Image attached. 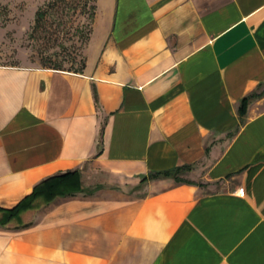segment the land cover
Returning a JSON list of instances; mask_svg holds the SVG:
<instances>
[{
	"label": "crops",
	"instance_id": "1",
	"mask_svg": "<svg viewBox=\"0 0 264 264\" xmlns=\"http://www.w3.org/2000/svg\"><path fill=\"white\" fill-rule=\"evenodd\" d=\"M94 4L80 71L0 65V207L79 177L0 264H264V0Z\"/></svg>",
	"mask_w": 264,
	"mask_h": 264
},
{
	"label": "rangeland",
	"instance_id": "2",
	"mask_svg": "<svg viewBox=\"0 0 264 264\" xmlns=\"http://www.w3.org/2000/svg\"><path fill=\"white\" fill-rule=\"evenodd\" d=\"M53 1L0 0V65L81 70L95 0Z\"/></svg>",
	"mask_w": 264,
	"mask_h": 264
},
{
	"label": "trees",
	"instance_id": "3",
	"mask_svg": "<svg viewBox=\"0 0 264 264\" xmlns=\"http://www.w3.org/2000/svg\"><path fill=\"white\" fill-rule=\"evenodd\" d=\"M53 3H55V0L53 2H50L49 4L51 5ZM93 7H95V4ZM42 15L43 13L41 12L38 13L36 17V21H39ZM83 66H84V62L82 64L81 69L83 68ZM42 67H48V66H42ZM49 68L62 69L58 66H53ZM258 96H259V93L253 92L250 95L243 97L240 101L239 108H238L239 114L243 115L245 113L249 100L252 98L258 97ZM181 169L182 168H175L174 170H172V172H161L153 176L174 175L177 172H179ZM175 179L177 181L182 180L177 177H175ZM78 180H79V177H78L77 171H66L63 173H58V174L47 176L46 178L42 179L37 184H35L32 191L26 196H24L13 207L11 208L0 207V225H5L9 223L11 220H15L19 218L20 213H22L23 211L27 209L34 207L38 201L48 202L56 196H64V195L73 194L75 191H78Z\"/></svg>",
	"mask_w": 264,
	"mask_h": 264
},
{
	"label": "built area",
	"instance_id": "4",
	"mask_svg": "<svg viewBox=\"0 0 264 264\" xmlns=\"http://www.w3.org/2000/svg\"><path fill=\"white\" fill-rule=\"evenodd\" d=\"M238 192H239V193H242V189L240 188V189L238 190Z\"/></svg>",
	"mask_w": 264,
	"mask_h": 264
}]
</instances>
